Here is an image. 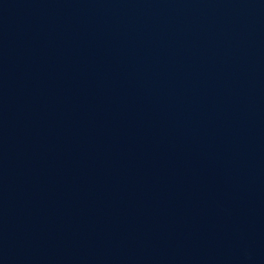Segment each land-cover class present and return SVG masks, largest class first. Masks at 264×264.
Here are the masks:
<instances>
[{
    "label": "water",
    "instance_id": "1",
    "mask_svg": "<svg viewBox=\"0 0 264 264\" xmlns=\"http://www.w3.org/2000/svg\"><path fill=\"white\" fill-rule=\"evenodd\" d=\"M0 264H264V0H0Z\"/></svg>",
    "mask_w": 264,
    "mask_h": 264
}]
</instances>
